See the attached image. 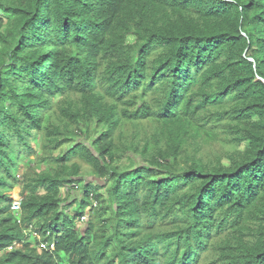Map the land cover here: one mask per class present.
<instances>
[{
  "label": "trees",
  "instance_id": "16d2710c",
  "mask_svg": "<svg viewBox=\"0 0 264 264\" xmlns=\"http://www.w3.org/2000/svg\"><path fill=\"white\" fill-rule=\"evenodd\" d=\"M0 248L264 264V0H0Z\"/></svg>",
  "mask_w": 264,
  "mask_h": 264
},
{
  "label": "rangeland",
  "instance_id": "374dc122",
  "mask_svg": "<svg viewBox=\"0 0 264 264\" xmlns=\"http://www.w3.org/2000/svg\"><path fill=\"white\" fill-rule=\"evenodd\" d=\"M217 149H218V145H216V144H214V145H212V146H210L209 148H208V150L210 151V152H212V153H214L215 151H217ZM21 171H22V167H19V169L17 170V172L18 173H21ZM81 171H82V173H83V179H88V180H94V178L92 177V176H89V168H88V166H86V165H84V164H82V166H81ZM77 191V190H76ZM10 193L12 194V197L14 198V197H20L21 198V195H20V187L19 186H14V188L10 191ZM76 193H78V191L77 192H75V194ZM71 195L73 196L74 195V192H72L71 193ZM74 209V208H73ZM84 223H86L85 222V220H80L79 221V226H80V228L81 227H83V225H84ZM32 239V238H31Z\"/></svg>",
  "mask_w": 264,
  "mask_h": 264
},
{
  "label": "built area",
  "instance_id": "2783aa9c",
  "mask_svg": "<svg viewBox=\"0 0 264 264\" xmlns=\"http://www.w3.org/2000/svg\"><path fill=\"white\" fill-rule=\"evenodd\" d=\"M20 201H21V198L20 197H14L13 198V201L11 203V211L13 214H15V216L18 215L19 211H20ZM84 220V218H82ZM17 220L18 222L20 221V218L17 217ZM29 230H27V232L29 233V237L30 238H33L35 236V233L31 231V228H28ZM41 248L44 249V250H52L53 247H54V244L53 242H48V241H45V242H41L40 244ZM11 247H7V249H10ZM4 250H0V255L1 253L3 252Z\"/></svg>",
  "mask_w": 264,
  "mask_h": 264
},
{
  "label": "clouds",
  "instance_id": "9594fccd",
  "mask_svg": "<svg viewBox=\"0 0 264 264\" xmlns=\"http://www.w3.org/2000/svg\"><path fill=\"white\" fill-rule=\"evenodd\" d=\"M9 247V246H8ZM11 247V246H10ZM11 249V248H10ZM0 250H4V248H0ZM9 250V249H8ZM4 253V251L1 253L0 257L2 256V254Z\"/></svg>",
  "mask_w": 264,
  "mask_h": 264
}]
</instances>
